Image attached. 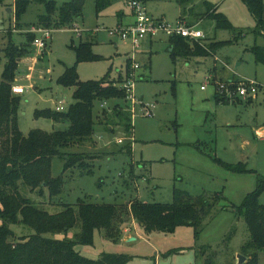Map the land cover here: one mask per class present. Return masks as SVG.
<instances>
[{"label": "rangeland", "instance_id": "1", "mask_svg": "<svg viewBox=\"0 0 264 264\" xmlns=\"http://www.w3.org/2000/svg\"><path fill=\"white\" fill-rule=\"evenodd\" d=\"M38 1L30 5L19 24L15 0H7L8 6L0 7L1 59L10 44L31 46L19 62L16 78L17 85L24 89L18 96V122L25 136L33 130L53 133L65 128L38 117L36 112L55 111L57 107L68 111L74 103V88L58 84L67 68H76L83 82L109 77L120 87L133 70V60L138 69L131 79L136 103L129 99L96 102L93 139L83 147L69 149V153L91 157L94 173L79 176L76 171L72 177L70 171L64 175V163L56 157L52 176L64 175L62 195L53 200V206L48 197L40 199L37 193L28 196L44 201L43 207L50 212H59L63 203L75 205L80 199L116 206V220L110 230L115 239L107 237L105 231H96L92 246L76 247L89 259L111 253L133 257L128 264H202L197 254L203 247H211L220 251L216 264H237L251 237L238 208L257 189L259 178H264V62H258L253 51L255 47L264 49V36L255 33L256 21L248 7L241 0H195L191 6L194 15H186L185 21L198 24L196 28L204 35L200 41L215 44L216 49L214 55L188 59L174 57L170 37L162 33L142 40L134 51L131 40L110 35V31L135 22L126 0H113L101 13L89 0L83 18L71 27L54 30L41 55L31 36L29 44L27 34L35 33L31 25L44 13V3L63 6L72 0ZM141 2L152 18L170 27L177 26L183 15L178 0ZM205 3L217 6L231 28H217L213 20L204 19ZM88 41L93 42V53L100 59L78 63L74 47ZM3 69L1 61L0 81ZM244 81L256 82L258 94L234 101L238 98L231 95L234 89L230 86L238 87ZM222 85L228 91H223L225 96H233L234 102L216 103V91ZM119 112L124 116L131 113L133 131L127 132L124 119L117 116ZM215 159L229 165L243 164L248 172L233 173ZM176 189L194 197L221 193L223 199L198 235L190 226L179 227L174 233H146L131 214V202L171 204ZM259 203L264 205V193ZM13 230L17 236L33 233L27 227L14 226ZM77 232L53 237L74 239ZM259 264H264V251L259 254Z\"/></svg>", "mask_w": 264, "mask_h": 264}, {"label": "trees", "instance_id": "2", "mask_svg": "<svg viewBox=\"0 0 264 264\" xmlns=\"http://www.w3.org/2000/svg\"><path fill=\"white\" fill-rule=\"evenodd\" d=\"M88 1L72 0L63 6L46 2L43 5L44 13L39 16L37 23L31 26L51 31L71 27L83 18V10ZM93 1L97 13H101L113 3V0ZM241 1L256 21L255 33L264 36V0ZM38 2L40 3L38 0H15L16 24L20 23L21 16L30 5ZM194 2L195 0H178L183 9V15L179 17L178 22H184L190 27L198 25L185 21L186 15H194V9L191 7ZM205 5L207 10L203 14L204 19L213 20L217 28H231L228 19L218 12L217 6L210 3ZM4 6H8L7 0H0V7ZM27 36L29 44L30 36L33 42L38 38L35 33ZM82 36L80 34V37ZM29 46L17 47L10 44L4 49L5 58L0 57V62H4L0 81V264H128L133 257L104 253L93 260L84 257L76 249L77 246H92L96 231H105L107 237L115 239L112 238L110 230L116 220V206L92 204L80 199L75 205L63 203L59 212H50L43 207L44 201L41 203L28 196L30 193H37L40 199L48 197V202L52 204L64 191V175L70 171L72 177L76 171L79 176L94 173L89 161L91 157L83 153H69V149L74 146L83 147L93 139L96 102L113 99L125 101L128 100V93L118 85L119 82L109 77L83 82L76 68H67L58 79V84L64 88H74V103L68 111L36 112L38 117L63 124L65 128L53 133L33 130L25 136L18 122L20 98L13 92V88L19 62L30 52ZM169 46L174 57L188 59L214 55L216 49L215 44L205 45L200 39L193 40L182 36L170 37ZM74 50L78 63L100 59L93 53L91 41L81 42ZM253 51L257 61L264 62V49L255 47ZM134 70L131 69L128 74ZM230 88L234 91L237 89L232 85ZM216 92L217 104L239 101V98L231 101L225 94ZM117 116L124 119L125 129H129L127 132L130 129L133 131L131 113L124 116L119 112ZM56 157L64 163V175L54 178L52 162ZM215 160L233 173L248 172L243 164L229 165L219 159ZM262 193L264 178H259L257 189L249 194L238 208L239 214L245 217L251 236L242 250L247 259L245 264H259V254L264 251V205L259 203ZM222 199L221 193L194 197L186 191L176 189L171 204H146L135 200L130 204V211L146 233H174L179 227L190 226L198 235ZM14 226L30 228L33 233L17 236L13 230ZM76 229L78 232L74 239L60 240L53 237ZM202 250L197 254L202 264H216L220 251L211 247H203ZM208 250H212L211 253L208 254Z\"/></svg>", "mask_w": 264, "mask_h": 264}, {"label": "built area", "instance_id": "3", "mask_svg": "<svg viewBox=\"0 0 264 264\" xmlns=\"http://www.w3.org/2000/svg\"><path fill=\"white\" fill-rule=\"evenodd\" d=\"M126 5L131 9L133 12V15L135 17V22L125 28H119L114 31H110L111 36H119L123 40H131L133 44L134 51L139 48L140 43L142 40L146 38H155L159 34H166L169 37L173 36H182L185 38L193 39V40H199L204 37L202 31L198 30L196 27H190L184 22H178L177 26L170 27L165 25L159 20H156L152 18L144 4L141 2V0H126ZM32 31L35 32V34H42V38H36L34 41V46L39 51V53L42 55L43 50L47 47V41L51 39L52 32L48 29H42L37 27H32ZM78 33V32H77ZM80 35V33H79ZM133 68L138 69V65L133 60ZM135 71V70H134ZM132 78H134L133 72L130 74L127 80H125L122 83V88L125 89V91L128 93V99L132 103H136L135 97L133 95V82ZM204 90V87L202 88ZM259 86L256 82H249L244 81L243 83H240L236 89V91H233L231 95L236 96L237 98H253L258 94ZM227 93L225 85L220 86L219 92L221 94ZM13 92L15 94H23L24 89L20 87H14ZM230 100L233 99L232 97H228ZM104 107V105H102ZM56 111L63 112V107H57ZM150 116V114H148ZM121 143V142H120Z\"/></svg>", "mask_w": 264, "mask_h": 264}, {"label": "water", "instance_id": "4", "mask_svg": "<svg viewBox=\"0 0 264 264\" xmlns=\"http://www.w3.org/2000/svg\"><path fill=\"white\" fill-rule=\"evenodd\" d=\"M130 240H135V238H131ZM237 258H238L237 264H245L247 261L246 257H244L243 255H240V254L238 255Z\"/></svg>", "mask_w": 264, "mask_h": 264}, {"label": "crops", "instance_id": "5", "mask_svg": "<svg viewBox=\"0 0 264 264\" xmlns=\"http://www.w3.org/2000/svg\"><path fill=\"white\" fill-rule=\"evenodd\" d=\"M121 16H122V15H121ZM35 50H37L36 47H35ZM37 51H38V50H37ZM15 87L23 88V87L17 85V79H16V82H15ZM127 240L130 241V239H128V238H127Z\"/></svg>", "mask_w": 264, "mask_h": 264}]
</instances>
